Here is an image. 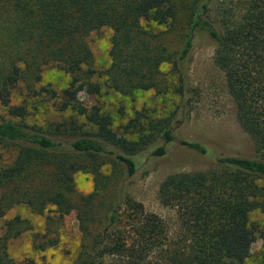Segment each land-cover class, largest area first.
Instances as JSON below:
<instances>
[{
    "label": "trees",
    "instance_id": "16d2710c",
    "mask_svg": "<svg viewBox=\"0 0 264 264\" xmlns=\"http://www.w3.org/2000/svg\"><path fill=\"white\" fill-rule=\"evenodd\" d=\"M142 19L178 28L177 45L169 47L164 31L142 27ZM103 27L112 34L110 63L100 73L90 62L87 37ZM205 42L215 45L214 65L253 155L179 132L196 94L187 70ZM44 60L61 63L69 74L60 102L69 114L56 124L27 123L25 105L13 103L12 94L21 79L39 81ZM164 62L176 76L174 108L160 117L136 111L121 133L100 105L67 96L72 90L99 93L102 83L93 78L101 75L120 93L164 91ZM39 91L58 96L49 87ZM0 104L8 115L0 118V143L13 151L0 166V215L16 202L36 212L53 206L59 218L75 211L81 234L76 264H104L111 255L126 264H251L250 213L264 209V0H0ZM181 164L195 166L166 175L158 188L161 203L176 207L188 238L178 257L164 248L163 219L146 212L128 189L155 168ZM76 169L92 175L90 193L74 190ZM97 210L104 215L92 226ZM18 226L19 216L4 222L0 264H33L17 263L8 253L9 241L22 232ZM55 243L48 239L47 245ZM155 249L163 252L162 263L149 261Z\"/></svg>",
    "mask_w": 264,
    "mask_h": 264
},
{
    "label": "rangeland",
    "instance_id": "374dc122",
    "mask_svg": "<svg viewBox=\"0 0 264 264\" xmlns=\"http://www.w3.org/2000/svg\"><path fill=\"white\" fill-rule=\"evenodd\" d=\"M236 12L240 4L234 3ZM142 27L152 31H164L169 47H174L179 41L178 28L169 30L163 25L142 19ZM112 31L108 27L92 31L88 37L91 49L90 62L97 72H103L110 63L109 48ZM215 45L205 42L193 54L192 62L187 70L189 84L196 90L192 100V107L188 122L180 128V134L190 137H201L224 147L231 152L244 155H253L254 147L241 129L235 118V103L230 96L223 73L214 65ZM47 61V60H44ZM24 63H22V67ZM161 73L167 80L164 91L134 89L124 94L115 91L105 84V76L93 78L102 83L99 93L87 94L84 90L69 91L67 96L81 100L87 105L98 104L103 111L112 117L113 126L121 133L129 117L136 111H143L153 117L167 115L178 101L174 92L176 76L170 70V64L164 62L160 66ZM40 79L31 85V79H21L13 91L12 102L23 103L27 109L25 121L36 124H56L69 111L60 109L61 92L68 86L69 74L61 63L48 60L40 66ZM45 86L58 92V96L50 97L39 88ZM33 90H37L34 93ZM5 107L0 104V118L7 117ZM79 120L81 121L80 117ZM13 158L11 147L0 143V166L8 164ZM195 165L181 164L160 166L148 172L141 180L129 187L130 194L142 202L146 212L160 216L168 228V243L164 246L167 252L187 251L188 238L179 225L178 213L175 206L161 203L158 188L166 175L192 169ZM74 190L76 193L86 194L93 189L92 175L76 169L72 172ZM1 194V192H0ZM104 210L96 211L91 221L92 226L99 223ZM19 216V228L22 232L8 243V253L11 258L22 263L31 260L33 264H76L81 243L78 220L75 211L59 218L53 206L46 207L42 212L33 211L28 205L16 202L9 206L4 214L0 215V234L4 229L5 220ZM250 223L255 229V240L251 244L247 262L264 264V209L256 208L250 213ZM48 239H56L54 245H47ZM158 249L149 255L151 263H162ZM163 253V252H162ZM104 264H126L122 256H105Z\"/></svg>",
    "mask_w": 264,
    "mask_h": 264
}]
</instances>
